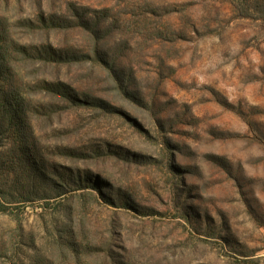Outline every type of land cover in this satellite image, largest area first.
I'll list each match as a JSON object with an SVG mask.
<instances>
[{
	"label": "rangeland",
	"instance_id": "rangeland-1",
	"mask_svg": "<svg viewBox=\"0 0 264 264\" xmlns=\"http://www.w3.org/2000/svg\"><path fill=\"white\" fill-rule=\"evenodd\" d=\"M253 7L0 0L29 53L61 57L13 56L10 89L27 110L19 122L0 111V264H264V19ZM65 228L87 248L80 262Z\"/></svg>",
	"mask_w": 264,
	"mask_h": 264
},
{
	"label": "trees",
	"instance_id": "trees-1",
	"mask_svg": "<svg viewBox=\"0 0 264 264\" xmlns=\"http://www.w3.org/2000/svg\"><path fill=\"white\" fill-rule=\"evenodd\" d=\"M251 2L254 6L253 9L261 14V18L264 19V0H251ZM4 19L6 18L0 17V111L5 116H9L12 121L19 122L21 121V118L26 116L27 109L25 108L24 97L10 89L11 85L9 84V73L13 62V56L17 53H20L23 55H29L31 59L43 58L45 60H54V58L61 59V57H56V51L52 46L44 47L42 50L37 49L36 53H29V49L25 45H21L20 42H18V40L13 37L11 33V21ZM86 24L89 25L87 21ZM43 84V90L45 93L55 94L67 100H72V90L61 81H44ZM31 157L32 154L29 155L27 161L28 170L30 171L31 175L36 178V173L38 170H40V165L33 157V159ZM67 230H69V233L71 234L70 238L73 253L79 259L78 262H80V259L84 255L80 249L87 248L79 246V244H81L80 236L75 231L65 228L62 232H66ZM87 247L88 250H97L96 247L91 244L87 245Z\"/></svg>",
	"mask_w": 264,
	"mask_h": 264
}]
</instances>
